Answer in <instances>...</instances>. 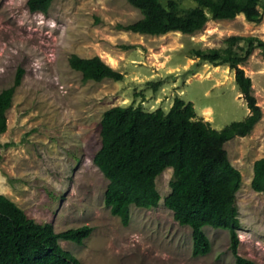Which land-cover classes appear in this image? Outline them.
I'll list each match as a JSON object with an SVG mask.
<instances>
[{"label": "rangeland", "instance_id": "rangeland-1", "mask_svg": "<svg viewBox=\"0 0 264 264\" xmlns=\"http://www.w3.org/2000/svg\"><path fill=\"white\" fill-rule=\"evenodd\" d=\"M27 1L0 0V93L14 85L19 69L25 72L7 112L8 129L0 135V144H10L0 149V194L57 233L93 227L83 245L61 242L81 264H235L229 231L210 226L204 231L211 251L193 256L192 229L181 226L164 203L172 168L156 180L159 206H131L125 227L105 205L109 180L94 157L102 146L103 114L116 106L168 112L179 97L218 131L245 120L250 111L235 71L202 62L196 52L225 48L232 36L264 41V16L259 23L242 15L210 20L193 35L151 36L118 29L143 17L127 0H55L47 14L31 13ZM175 1L182 10L197 6L196 0ZM73 54L99 56L124 80L84 82L69 64ZM240 68L252 80L262 119L250 135L225 148L242 174L239 254L264 264V193L251 186L254 163L264 157V52L254 51Z\"/></svg>", "mask_w": 264, "mask_h": 264}, {"label": "trees", "instance_id": "trees-1", "mask_svg": "<svg viewBox=\"0 0 264 264\" xmlns=\"http://www.w3.org/2000/svg\"><path fill=\"white\" fill-rule=\"evenodd\" d=\"M54 1L28 0L27 6L31 13L47 14ZM127 2L143 17L118 29L151 36L172 32L193 35L204 30L210 20H234L242 15L249 22L259 23L264 16V0H196L197 6L185 10L175 0L166 4L161 0ZM225 44V48L198 50L196 56L202 62L215 67L227 65L235 71L237 87L250 111L245 120L218 131L210 122L197 119L193 104L179 97L168 112L116 106L103 114L102 146L94 163L109 180L105 205L123 226L130 224L131 206L147 210L159 206L162 197L156 180L172 168L171 193L164 203L181 226L192 229L193 256L203 257L211 251L204 231L210 226L229 231L235 264H256L239 254L241 222L236 200L242 174L231 163L225 145L236 137L250 135L262 119L252 80L240 66L254 51L264 52V41L255 36H232ZM69 64L82 74L84 82L124 80L123 73L99 56L82 58L73 54ZM24 73L19 69L14 85L0 93V135L8 129L7 112ZM9 146L0 144V149ZM251 186L255 192L264 193V157L254 163ZM93 230L85 225L57 233L51 224L30 219L14 201L0 194V264H81L61 242L83 245Z\"/></svg>", "mask_w": 264, "mask_h": 264}, {"label": "bare ground", "instance_id": "bare-ground-1", "mask_svg": "<svg viewBox=\"0 0 264 264\" xmlns=\"http://www.w3.org/2000/svg\"><path fill=\"white\" fill-rule=\"evenodd\" d=\"M109 62L112 63L113 65L116 64V61H115L113 58H111V59L109 60ZM208 111H209V110H208Z\"/></svg>", "mask_w": 264, "mask_h": 264}]
</instances>
